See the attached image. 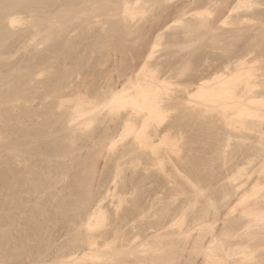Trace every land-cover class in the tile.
<instances>
[{
    "label": "rangeland",
    "instance_id": "1",
    "mask_svg": "<svg viewBox=\"0 0 264 264\" xmlns=\"http://www.w3.org/2000/svg\"><path fill=\"white\" fill-rule=\"evenodd\" d=\"M10 1H12L13 5ZM89 1L0 0V91L2 92H0V264H93V261L96 263L99 261L97 260L99 258L101 259V264H137L138 262H146L147 264H172L170 261L171 259H174L173 264H209L210 262L211 264H220L221 260L219 261L218 258L222 251H220L219 256L215 251L217 256L215 260L204 261L202 263L204 256L203 254H199V251H203L200 250L202 249L201 246L204 248L205 245V247L208 248L206 244L209 245L214 243L215 240L212 242L213 228L223 231L226 226L228 227L230 225V222L226 224V222L229 221L228 218H238L240 214L242 216L243 208H247L244 207L245 205L249 204L256 207L261 204V200L264 201V186L257 187L252 179H256L259 175L263 178L264 176L262 175H264V173L259 174L255 172L258 176L255 175V177L252 178L248 177L249 174L246 173V171L248 172V170L252 169L255 162V165L258 167L260 160L262 159V157H259V159H257L259 162L256 160H254V163L251 161L248 162L250 157H247L246 154L255 149L254 145L256 143H250L252 142L251 139H245L246 137L241 135H246L249 131L244 130L242 132V130L240 131L230 125L228 126L224 124L220 120L218 104L215 100L210 102L204 101L196 95L188 98L186 93V90L189 89L187 86L192 83V80L194 82V78L196 80L201 74H206L205 78L212 77L218 73L217 71L221 65V49L218 47L219 40H217V36H219L220 32V22H217V16L219 14H217V12L219 11V7L215 5L218 2L215 4L212 2L211 6L208 4L207 6H210V10L206 13L204 11V13L199 15L198 10L201 6L199 9H196L198 7L197 0H165L166 4L164 3V5L169 7V10L167 11H170V9L173 8L170 12H161V10L160 12L157 11L164 6L160 5L162 2L160 0L156 1H158V3L160 2L159 5L161 7L158 6V3L157 5H153L152 2H154V0H149L150 2L147 0L148 2L145 1L146 3L143 0V2H138L139 4L134 8L131 7L133 9L136 8L135 11L132 10L135 12V16L133 14H130L129 16V13L127 12V14L125 12L126 9H124L127 5L121 0H106V4H102L98 0H93L95 2L94 5ZM85 2L87 4L86 7L83 5ZM133 3L136 4L137 2ZM169 3L171 8L170 5H168ZM88 4L89 7H87ZM177 4L180 7L185 4L183 10L187 13L183 14L184 12L181 13L182 10H176L178 9ZM218 4L220 5V2ZM128 5L132 6L131 3ZM253 7L256 8L252 9H258L259 11L264 12V0H259ZM10 8L14 9L15 13L17 10L18 12L15 14ZM84 8H90L92 11L88 9V13H86L87 9L84 10ZM154 8H156V11L160 14L165 13L163 15L164 18H166L164 20L163 16H161V19H159L160 23L166 24L169 19L171 20L159 29L157 34H159L160 39L156 38V41L154 36V42H149L150 39H152L151 37H153L152 34H154V32H152V26L159 21V14L152 11ZM5 9L6 11H4ZM72 9L73 12L77 14H72V16L74 15L73 17L71 14L70 17H63L65 14L67 15V13H71L70 11H72ZM145 9L149 10L146 11ZM83 10L87 15L90 11L91 17L90 15H88L90 18L88 16L86 17ZM94 10L96 11L95 13H93ZM42 11L45 16L41 13ZM65 11H67V13H64ZM39 12L42 15H40ZM61 12L64 13L62 20L60 18L61 16H58ZM78 13L81 16H79ZM125 13L130 18H126ZM156 14H158L157 19L155 18ZM3 15L7 17L5 18ZM10 15L15 19L14 21H12ZM12 15L18 16V18L20 17V20H16L17 17L15 18ZM33 15H36L35 18ZM54 16L58 17L56 18ZM131 16H134V19L131 18ZM124 17L127 20H125ZM57 19L60 20L57 21ZM64 19L68 21L65 22L66 25L63 22ZM204 20L208 23L212 21V23H209V25H211L209 26ZM214 20H216L214 23L215 25L213 24ZM257 20L258 19L255 21L257 22ZM10 21L12 25L10 24ZM39 21L41 23L45 22V25L41 24ZM82 21L84 23H82ZM200 21L206 23V27H202L201 23L200 27ZM255 21H253L254 23L246 22L242 24L244 29H242V32L246 34L249 33V28L247 29L246 27L248 24L251 25L252 28H255ZM216 22L218 25H216ZM194 24L199 25L196 29L197 31H195V28L194 31L193 29L191 30L192 27L198 26ZM3 25L6 27L4 28ZM36 26L39 27L36 28ZM41 26L45 27V30L44 28L41 30ZM63 26L65 27L64 29ZM188 26L192 27L189 28ZM215 26L218 28H215ZM46 28L50 31L46 30ZM127 28L132 31L129 32ZM183 28L184 31L190 29V31H188L190 32L189 34L191 37L187 38L189 37V34H187L182 41L181 39L184 36L182 33ZM66 29L68 32L67 35V32L65 31ZM121 30L124 32L120 33L122 32ZM34 31L35 33H33ZM126 31L130 34L127 35L128 33H126ZM179 32L183 36L180 37L181 35H179L181 39L177 41L176 39H179V37H177ZM5 33L8 35H5ZM184 34L186 33L184 32ZM100 35H105V40ZM61 36L64 37V40ZM68 36L70 39H68ZM99 36L102 39H97ZM71 38L74 39L72 40ZM60 39L63 42L69 40V44L67 45H70L69 47L73 45L72 47H75V50L77 49L76 45H80V49L83 50L80 52V50L77 49L79 52H76L79 53H77L79 56L77 54L75 55L76 52L74 51V54L71 55V51L72 49L74 50V48H70V52H64L63 49L66 48H63V46L68 42L66 41V43L64 42L65 45H61V48L63 49L60 48L61 51L59 54V49L56 48L55 44H57V41L60 44H64L61 43L62 41H59ZM74 40H76L74 43L75 46L72 44ZM70 41H72V43H70ZM96 41L103 44L105 43V46L103 44L100 45V43L98 44V42L96 43ZM176 41L177 43H179V41L182 43L177 45L175 43ZM252 41L253 39L249 37L248 39L245 38L242 43L248 44ZM89 44L94 45L90 46ZM58 46L60 45L58 44ZM89 46L91 48H89ZM55 49L58 51L55 52ZM68 49L69 48H67V50ZM140 51H143V53L141 54ZM62 53H65V55H62ZM175 53L178 55L176 54V56ZM53 55L54 57H52ZM43 57L45 60H41ZM2 59L3 61H1ZM51 62L52 64H54L53 62L56 63L54 64L55 67H53ZM136 64L140 69L139 72L141 73L139 74L138 72V75L139 77L141 75L140 78L142 81L150 82L149 84H152L155 87L154 90L157 91L154 92L156 98H154L155 96L153 97V100L149 98L145 103L143 102L144 104H141L142 106L133 105L131 103L127 104L125 107L119 108V106H116L118 108H115V106L112 107L110 103V106L109 104H106L104 99L107 97L110 98L112 94V89L110 92V88H113L115 84L119 85L120 83H123L127 78V74L131 75L128 71H132V69L130 67H127V69L126 66L131 65V67H133ZM149 65L151 67L154 66L156 69L158 67V70H155L157 72H149V69H147ZM166 66L169 69L171 68V71L168 73L172 74V71H174L173 75L176 76H173V78L170 77L172 79L170 82L162 83L159 78L165 72H163V69H166ZM56 67L61 68L58 70ZM161 68L163 69L158 73ZM43 69L45 72H43ZM146 69L147 72L145 71ZM125 72H127V74H125ZM19 76H24V78L22 77V79L20 77V79L18 78ZM152 76H155L154 79ZM4 77L5 79H3ZM210 84H213V80ZM149 94L151 96L153 93ZM80 100H84V105L88 104L87 106H83L84 112L87 111V109L89 110L85 113L83 112L84 114L78 113L80 116L78 115L79 117L77 116L78 118H75L74 116L77 114L76 107ZM153 103L155 104L153 105ZM151 106L154 107L151 108ZM145 113L150 116V118L149 116L147 117L149 118V121L146 119ZM72 114H74L73 117L75 120L72 118ZM130 114H133L135 117H132ZM142 115L145 117H140ZM123 116L124 118L131 116L134 118V123L136 119L140 117L139 119L142 118L147 120L146 122L148 124L146 123L147 126H142L143 122L141 121L139 123L138 119V123L136 121L135 127L129 131L125 129V131L122 129L123 126H120L121 123H123V125L126 124V122L124 124V118H121ZM92 118L95 120L88 125V121ZM86 120L88 121L84 122ZM125 126H127V124ZM113 129L114 131H117L113 133ZM107 131L111 134L107 133ZM72 136L74 139L77 138L76 141L73 139V142H75L74 144L76 145H74L71 140ZM112 136L116 137V141H114L115 138ZM67 139H70L71 142L70 140L67 141ZM108 139V142L111 140L110 143H113V141L114 143H107ZM242 141L243 143L245 142V144H243ZM67 142L70 143V145L66 144ZM246 144H248V146ZM70 146H72V148L74 147V150H71ZM68 147H70V150H68ZM95 153L96 156L94 155ZM243 153L245 154V157L243 156ZM90 157H92L91 163H94L95 157V161L97 160L96 164H93V168H91V163L89 161L91 160ZM240 159H242V162L245 165L244 167L246 168V171L244 172L247 175H244L245 173L243 174L244 176L238 174L241 178L239 176L237 177H239V182L242 181V179H245V182H247L245 183V186H240L237 191H241L242 188L245 189V187L249 185V187H251L253 186V183L256 186H254V188L251 187L252 190L246 188L247 190L245 189V191L248 193L247 195L243 193V189L242 193L246 196L241 201L240 198H242L243 194L237 192L238 195L242 194L238 199L239 196L235 198L236 192H233L235 191L234 189L237 188V186H235L237 179L235 178V183L231 180L232 178L230 179L231 174H233L232 172L237 171L238 164L241 167L243 166V163L240 164L238 163L239 161L237 162V160ZM234 165L236 168H234ZM257 169L259 170V168ZM254 174L251 176H254ZM31 177L33 179H31ZM232 177H236V175H232ZM258 178L256 179V183L264 181V179L262 180L261 178L259 180ZM260 184L263 185L264 183L262 182L259 183V185ZM248 190L250 191L248 192ZM225 193H227V198H225ZM232 195L234 197L230 198ZM227 199L228 201L231 200L232 203L226 202ZM235 200L237 202L232 205ZM214 201L218 202L217 205L220 203L219 206L224 204V210L222 207L220 209L219 206H216V202ZM258 201L260 204H258ZM252 202L255 205H253ZM225 203L226 205L231 203L233 208H231V205H227L230 206V208L227 207ZM263 203L264 202H262V204ZM95 205H98L99 208ZM208 205L215 206L216 210L215 208L213 210L211 209L212 212L214 210H219L220 213H222V211H224V214L228 212L231 213L226 214L228 217L225 215L226 219L225 216L221 214L222 218L224 216L222 219L219 216L220 214H218L219 212H213V214L210 211L212 215L208 216L203 212L206 215H204V219H206L205 217H207V219L205 221L203 219V222H200L203 217L201 211L205 207L207 208ZM85 206L91 208L88 209V212H90L89 210H96L95 215L93 214L94 216H92L91 214L83 213L85 209L87 210ZM211 206L208 207L209 209H204L203 211H209ZM225 209H229L228 212ZM198 214L200 215L199 217ZM214 215H216V217L219 216L220 219L218 218V221L215 220L217 218H212ZM82 217L83 219H85L84 217H89L92 223L96 224L97 221L98 223L92 228L89 225V219L86 218L87 220H82ZM196 218L198 220L200 218L199 223L195 222ZM247 218L248 217H246V219L240 217V220L235 218L231 219L232 221L235 220L233 221L235 223L238 221L240 223H236L238 225L236 231H238L241 224L244 225L245 222H248L245 221ZM243 219H245L244 224L242 223L243 221H241ZM225 220L226 222L224 223ZM232 221L231 225L233 224ZM250 221L252 223V217ZM256 221L254 220V224L257 223ZM204 222H207V225L205 224L206 226H210L213 222V230L205 225H202L204 227H201L200 225L204 224ZM263 222L264 221H262V223ZM44 223H46V225ZM223 223L226 224V226L224 225V228L221 226ZM152 224H156L155 228L160 227L159 229L161 231L158 228L155 230ZM257 224L258 226H256ZM257 224L253 225L255 226V229L245 228L244 226L241 227L245 228V230H254L261 234V231H258L260 228L259 225L261 226V224H259V222ZM220 227L223 229L220 230ZM209 229L211 230L209 231ZM261 229L264 230L263 227L259 230ZM108 230H116L119 232L114 231V233L112 231L113 234L111 233V236ZM153 230L156 233L152 232ZM157 230L161 232V236L164 235L165 237V234H167V238H169V232L175 233L177 231L180 232L181 230L185 232L186 230V234L184 233L181 237L177 236H180L182 234L181 232L175 233L177 235L173 233L175 237L177 236L178 238H181V240H184L183 245L182 241L180 242L178 238H172L173 235L171 233H169L171 234V238H169L171 240L169 241H167V239L165 240L164 237L162 239L158 233V236L162 240L159 239L158 241L161 242H155L153 236H157ZM218 230L217 232H219ZM241 230L244 231L243 229ZM79 231L81 232L80 236L83 233L86 236H93L92 234H99L101 236L107 232L111 237H106L105 235L107 234H105V237L103 236L104 238L101 237L99 240L98 237L100 238V236L94 235V237L96 236L97 238H95L99 240L98 242L96 241V244L100 242V246L95 244L90 245L89 242H86V240H90L88 239L89 236L85 240L83 239L85 237L84 235H82V237L78 235ZM206 231L212 234L209 233L211 238H208L210 237L208 234V237L204 238L207 240L203 239L207 243H201L202 245H200L199 243L204 241L200 239L198 234L202 235L204 232L206 235ZM217 232L215 231L214 233L216 235H214L218 238L219 235H217ZM247 232L248 231L246 230V233ZM238 233H241V236L243 234V232L240 231H238L237 234ZM263 233L264 231H262V234ZM138 234H141V236ZM219 234L220 236L222 234L225 235L223 232ZM237 234L235 236H240V234ZM260 234L257 238L258 241L252 240L253 243L261 242L259 244H263L261 245L262 247L259 246L261 247L259 249L256 248L258 247L256 244V247L255 245L254 247L251 246V241V243L248 242L251 247L249 249V245L242 243V241L244 242L243 236L241 237L242 240L239 239V237H237L238 240H236V238L231 236L232 240L234 239V242L239 244V246L236 244V248H241L242 245L240 246L239 242L245 245L242 246L243 248L248 246L246 248L251 250L253 247L251 250L253 253L248 255L252 257H247L245 248H241V251L243 249L246 256L242 252L240 254H235L236 248H231L232 250H235L234 252L230 250V255L233 258L242 254V256H237L241 258H232V264H234L235 260L237 261L239 259H241L239 260V264H264V238L262 237L263 235ZM136 235L138 236L137 240L128 243L123 242L128 240L126 238L129 236V241L130 238L131 240L132 238L134 240ZM76 236L83 239V242H81V239L79 240ZM195 236L197 241L200 239V241L197 242L199 245L195 243ZM202 237H204V235ZM224 237L223 235L221 236L222 241ZM74 238H76V240L78 239V243L81 245L84 244V249L78 243H76V245L78 244L81 247L75 246ZM91 238L93 239V237ZM217 238L216 240L218 243L220 242L218 240L221 239ZM260 238H262V240ZM189 240L192 241L190 242ZM194 240L195 246L193 245ZM232 240L229 241L227 239V241L225 240L221 242L222 244L218 243L217 245L223 246L226 242H232V244L235 245ZM163 241H167L168 243L165 244ZM188 241L191 244L188 243ZM162 242L164 244H161ZM173 242L176 246H179L177 249L175 245V247L173 245L168 246L170 243L174 244ZM122 243H125V246H121ZM215 243L212 244L211 248L213 249L216 247L213 250H220L221 247L218 248ZM185 244L187 245L183 247ZM158 245L165 246L159 248ZM191 245L196 248L194 249ZM230 245L228 244L229 247ZM70 246L74 248L73 252H71L72 249H70ZM210 246L211 245H209L208 249L205 248V251H208L207 253H209ZM228 246L222 247L224 250L226 249V254L229 252V249L227 250ZM171 247L176 250V255L170 252L172 249ZM75 248H80L83 251L79 250L80 252H78L77 249L76 252ZM197 248H200L198 249L199 251H196ZM69 249L71 251H69ZM94 250L97 252L99 250L102 255L99 252L96 254ZM249 250H247V252ZM212 251L209 254H214V251ZM69 252H71L70 255H73L68 256L67 253L69 254ZM93 252L95 253L93 254L95 258L98 254L100 257L98 256L99 258L93 260ZM188 253H192V259L194 257L193 261L190 258L191 255ZM152 254L155 255L156 259H150L151 262L153 261L152 263L147 262L148 260L146 258L149 259L150 257L148 256H151ZM171 254H173V256ZM209 254H206L205 256ZM158 256L160 257L159 259ZM168 256L169 259L171 257L170 260L168 259ZM216 256L213 255L214 258ZM223 256L221 255L220 258ZM136 257L138 259L143 257V259H141L142 262H140L141 260H138L134 263V261L137 260ZM243 257L244 259H242ZM261 258L262 260H260ZM225 261L223 258L222 263ZM228 261L224 264H227ZM236 264H238V261Z\"/></svg>",
    "mask_w": 264,
    "mask_h": 264
},
{
    "label": "bare ground",
    "instance_id": "2",
    "mask_svg": "<svg viewBox=\"0 0 264 264\" xmlns=\"http://www.w3.org/2000/svg\"><path fill=\"white\" fill-rule=\"evenodd\" d=\"M38 1V0H37ZM82 1V0H81ZM89 1V0H88ZM93 1V0H92ZM91 0L89 1L90 3H93V5H94V1L92 2ZM99 2H101L102 4H106V0H104V3H103V0H98ZM97 1V2H98ZM121 1H123V2H125V4L127 5V6H125V8L124 9H126V13L130 16V14L132 15H134V11H135V9H133L137 4H139L140 3V1H142L143 2V0H133V1H131V0H121ZM145 1H147V0H144V2ZM149 1V0H148ZM147 1V2H148ZM151 1H153V0H151ZM160 1H162L161 2V4L160 5H164V3H165V0H160ZM259 0H197V5H198V7L196 8V9H199V7H200V9L198 10V14L200 15V14H202V13H204V11H205V13L206 12H208L209 10H210V6H211V3L212 2H214V4L216 3V2H220V5L217 3V4H215V5H217L218 7H219V11L217 12V14H218V16H217V18H218V20H217V22L219 23L220 22V26H219V29H220V32H219V36H217L218 37V39L217 40H219V45H218V47L221 49V56H220V58H221V65L219 66V69H218V73H216L214 76H212V77H209V78H205V76H206V74L204 75V74H201V75H199L197 78H196V80H195V78H194V82H193V80L191 81L192 83H190L187 87L189 88L188 90H186L187 92V95H188V98H190L191 96H193V95H196V96H198V97H200L202 100H204V101H212V100H215L216 101V103L218 104V109H219V117H220V120L224 123V124H226V125H230V126H232V127H234L235 129H238V130H242V132L244 131V130H247V131H249L246 135L245 134H242L241 136H243V137H246L245 139H251L252 140V142H250V143H253L254 142V144L256 143H258L257 144V146H256V144L254 145V147H255V149L253 150V151H251V152H248L247 154H246V152L244 151V153L246 154V156L247 157H250V159H249V161L248 162H252V163H254L255 161L254 160H256V161H258L259 162V160H257V159H259V157L261 158L262 157V159H263V162H262V159L260 160V163H259V165H258V167L255 165L256 164V162H255V164H253L254 166L252 167V169L251 170H248V172L246 171V168L244 167L245 165H244V163L242 162V159H240V160H237V162L238 163H243V166L241 167V166H239V164H238V167H237V171L236 172H232L233 174H231V177H230V179L235 183V178L237 179V183H235V186H237V188L236 189H234L235 191H233V192H236L235 193V198H237L238 196V199L241 197V195L243 194V193H245L246 195L248 194V193H246V191H245V189L247 188V189H249L250 188V190H252V188H254V186L256 185L257 187H260V186H264V184L262 185V184H260L259 185V183H264V181H260L259 183H256L257 182V178L260 180L262 177H261V175H259L258 176V174L257 173H264V12H261V11H259L258 9L257 10H255V9H252V8H256V7H253L254 5H256L257 4V2H258ZM260 1H262V0H260ZM11 2V4H12V1H10ZM44 2V1H43ZM63 2V1H62ZM133 2H137L136 4H134ZM139 2V3H138ZM150 2V1H149ZM156 2V3H155ZM254 2H255V4H254ZM1 3V2H0ZM3 3V2H2ZM17 3V2H16ZM37 3H39V2H37ZM73 3V2H72ZM80 3V2H79ZM89 3V4H90ZM131 3V5L132 6H129L128 4H130ZM146 3V2H145ZM153 3V5L154 4H156L157 5V3H158V1H156V0H154V2H152ZM152 3H151V5H152ZM160 3V2H159ZM159 3H158V6H160L159 5ZM171 3V2H170ZM170 3L168 4V5H170ZM179 3V2H178ZM186 3V2H185ZM77 4H78V2H77ZM77 4H75V5H77ZM83 4V3H82ZM82 4H79V5H82ZM89 4H88V6L87 7H89ZM97 4V3H96ZM118 4V3H117ZM166 4V3H165ZM182 4V3H181ZM189 4V3H188ZM208 4H210V6L208 7L207 5ZM259 4H260V2H259ZM261 4H262V2H261ZM2 5V4H1ZM9 5V4H8ZM13 5V4H12ZM36 5H38V4H36ZM41 5V4H40ZM73 5V4H72ZM78 5V6H79ZM83 5H85L84 7H86V2L83 4ZM156 5H155V7H156ZM4 6V5H3ZM6 6V5H5ZM11 6V5H10ZM18 6V5H17ZM46 6V5H45ZM48 6V5H47ZM64 6H65V4H64ZM90 6H91V4H90ZM98 6V5H97ZM157 6V7H158ZM187 6V5H186ZM14 7V6H13ZM28 7V6H27ZM44 7V6H43ZM99 7H101V6H99ZM127 7V8H126ZM131 7H133V8H131ZM161 7V6H160ZM176 7V6H175ZM174 7V8H175ZM180 6H178V4H177V8L178 9H176V10H182V12L181 11H179V12H181V13H183V14H185V13H187V12H185L184 10H183V7L185 8V4H183L182 5V7H180ZM195 7V6H194ZM16 8H18V7H16ZM22 8V7H21ZM34 8V7H33ZM36 8V7H35ZM38 8V7H37ZM41 8V7H40ZM54 8V7H53ZM52 8V9H53ZM60 8V7H59ZM58 8V9H59ZM74 8V7H73ZM77 8V7H76ZM75 8V9H76ZM81 8V7H80ZM92 8V7H91ZM159 8V7H158ZM170 8H171V5H170ZM182 8V9H181ZM1 9V8H0ZM9 9V8H8ZM8 9H7V11H8ZM43 9V8H42ZM51 9V10H52ZM61 9V8H60ZM64 9V8H63ZM83 9V8H82ZM81 9V10H82ZM87 9V10H86ZM84 8V10H86L87 12L86 13H88V9H90V8ZM112 9V8H111ZM155 9V10H154ZM152 11L155 13V12H157V11H159L160 12V10H161V12H170L171 10H173V8L172 9H170V11H167V10H169V7L168 6H166V5H164L163 7H161V8H159V10H157L156 8H154ZM204 9V10H203ZM10 10H13L14 11V9H12V8H10ZM9 10V11H10ZM16 10V9H15ZM28 10V9H27ZM77 10V9H76ZM83 10V13L85 14V11ZM91 10V9H90ZM96 10V9H95ZM94 10V12L93 13H95L96 11ZM130 10V11H129ZM132 10H134V11H132ZM146 10V9H145ZM149 9H147L146 11H148ZM157 10V11H156ZM175 10V9H174ZM186 10V9H185ZM193 10H194V8H193ZM4 11H6V9L4 10ZM36 11V10H35ZM41 11V10H40ZM61 11V10H60ZM64 11V10H63ZM92 11V10H91ZM3 12V11H2ZM12 12V11H11ZM11 12H10V14H11ZM18 12V10L16 11V13ZM23 12V11H22ZM37 12H38V9H37ZM45 12V11H44ZM47 12H49V11H47ZM52 12V11H51ZM71 13H67V11H65L64 13H67V15L65 14L64 16H63V14L64 13H60L58 16H61L60 18H61V20H62V16L63 17H65V18H67V16H69L70 17V14H71V16H72V14H77V13H75V12H73V9H72V11H70ZM108 12H110V11H108ZM112 12V11H111ZM159 12H157L158 14H156L155 16V18L157 19V15H158V20L159 19H161L160 17L161 16H163V18H164V15L163 14H165V13H163V14H160ZM176 12V11H175ZM4 13V12H3ZM8 13V12H7ZM14 13H15V11H14ZM14 13H12V14H14ZM15 13V14H16ZM20 13H21V11H20ZM20 13H19V16H20ZM24 13H26V12H24ZM40 13V12H39ZM44 16H45V14L43 13V11L41 12ZM40 13V15H42ZM46 13V12H45ZM92 13V14H93ZM99 13V12H98ZM125 13V14H126ZM180 13V14H181ZM36 14H38V13H36ZM49 14V13H48ZM51 14V13H50ZM124 14V15H125ZM127 14H126V18L128 17V18H130L129 16H127ZM196 14H197V12H196ZM197 14V15H198ZM210 14H211V12H210ZM216 14V15H217ZM5 15H6V13H5ZM73 15V16H74ZM78 15H79V13H78ZM86 15V17L88 16V15H90V17H91V12L89 11V14L87 15V14H85ZM84 15V16H85ZM152 15V14H151ZM1 16H2V13H1ZM4 16V15H3ZM12 16H14V15H12ZM34 16V15H33ZM36 16V15H35ZM35 16H34V18H35ZM58 16H54V17H58ZM72 16V17H73ZM79 16H81V15H79ZM135 16V15H134ZM134 16H131V18H133L134 19ZM154 16V15H153ZM168 16H170V15H168ZM178 16V15H177ZM203 16V15H202ZM201 16V17H202ZM5 18L7 17V16H4ZM10 17H11V15H10ZM10 17H8V18H10ZM15 18L17 17V19L16 20H20V17L18 18V16H14ZM39 17V16H38ZM82 17H83V14H82ZM89 17V16H88ZM89 17V18H90ZM152 17V16H151ZM40 18V17H39ZM44 18V17H43ZM77 18H79V17H77ZM76 18V19H77ZM81 18V17H80ZM125 17H124V19L125 20H127ZM154 18V17H153ZM152 18V19H153ZM166 18V17H165ZM165 18H164V20H165ZM168 18V17H167ZM11 19H12V21H14L15 19H13L12 17H11ZM36 19H38V18H36ZM41 19V18H40ZM40 19H38V20H40ZM47 19V18H46ZM52 19V18H51ZM83 19H84V17H83ZM82 19V20H83ZM155 19V20H156ZM256 19H258L257 20V22L255 21ZM10 20V19H9ZM33 20V19H32ZM37 20V21H38ZM42 20V19H41ZM48 20V19H47ZM47 20H46V22H47ZM60 19H57V21H59ZM80 20V19H79ZM86 20V19H85ZM169 20H171V19H169ZM168 20V21H169ZM191 20V19H190ZM194 20V19H193ZM34 21H35V19H34ZM33 21V22H34ZM44 21H45V19H44ZM51 21V20H50ZM81 21V20H80ZM132 21V20H131ZM153 21V20H152ZM168 21L166 22V24L168 23ZM205 22H206V20H204ZM215 21L216 20H214L213 21V24L215 23ZM253 21H255L256 23L254 24L255 25V28L253 27L252 28V26L251 25H247L246 27H247V29L249 28V33H243L242 32V29H243V27H242V24H244V23H252ZM2 22V21H1ZM4 22V21H3ZM15 22H18V21H15ZM40 22V21H39ZM61 22V21H60ZM63 22L65 23V22H68V21H66L65 19L63 20ZM155 22V21H154ZM158 22V23H157ZM156 22V24H154L153 26H152V32H154V34H152L153 35V37H151L152 39H150V41L149 42H154V40L157 38V39H160V37H159V34H157L158 32H159V29L161 28V27H163L164 25H166V24H163V23H160V20L159 21H157ZM170 22V21H169ZM211 23H212V21H210ZM209 22V23H210ZM216 22V25H218V23ZM13 23V22H12ZM36 23V22H35ZM41 23V22H40ZM45 22H43V23H41V24H44ZM57 23V22H56ZM56 23H54V24H56ZM63 23V24H64ZM82 23H84L83 21H82ZM81 23V24H82ZM88 23V22H87ZM116 23V22H115ZM129 23H130V21H129ZM146 23V22H145ZM149 23V22H148ZM160 23V24H159ZM164 23H165V21H164ZM200 23H201V25H202V27H206V23H208V22H206V23H204L203 21H200L199 22V25H200ZM209 23H208V25H209ZM254 23V22H253ZM10 24H11V21H10ZM9 24V25H10ZM34 24V23H33ZM36 24H38V23H36ZM49 24V23H48ZM62 24V23H61ZM60 24V25H61ZM86 24V23H85ZM127 24V23H126ZM205 24V25H204ZM213 24H212V27H213ZM12 25V24H11ZM10 25V26H11ZM39 25V24H38ZM45 25V24H44ZM50 25H52V24H50ZM57 25H58V23H57ZM65 25H66V23H65ZM64 25V26H65ZM83 25V24H82ZM129 25V24H128ZM139 25V24H138ZM190 25H192V24H190ZM194 25H198V24H194ZM199 25L197 26V27H190V26H188L189 28H191V30L193 29V31H194V28H195V31H197L196 29L199 27ZM201 25H200V27H201ZM211 25V24H210ZM209 25V26H210ZM215 25V24H214ZM4 26V25H3ZM8 26V25H7ZM34 26H35V24H34ZM43 26V25H42ZM41 26V30L44 28V30H45V27H42ZM63 26V29L65 28ZM68 26V25H67ZM67 26H66V28H67ZM86 26V25H85ZM135 26V25H134ZM140 26V25H139ZM146 26V25H145ZM6 26H4V28H5ZM39 27V26H38ZM37 26H36V28H38ZM52 27V26H51ZM55 27V26H54ZM78 27H79V25H78ZM208 27V26H207ZM211 27V28H212ZM217 26H215V28H216ZM48 28H50V27H48ZM86 28V27H85ZM134 28V27H133ZM210 28V29H211ZM218 28V27H217ZM252 28V29H251ZM125 29V28H124ZM123 29V30H124ZM128 29V28H127ZM251 29V30H250ZM2 30H4V29H2ZM46 30H49V29H47L46 28ZM56 30H57V27H56ZM77 30V29H76ZM126 30V29H125ZM124 30V31H125ZM129 30V32L130 31H132L131 29H128ZM139 30V29H138ZM151 30V29H150ZM190 29H186V31L188 32H186V31H184V28H183V31H182V33H183V35H181V33L179 34L178 33V36L177 37H179V35H181L180 37H182V39L179 37V39L177 38L176 40L178 41V40H182L183 41V39L185 38V36L187 35V34H189L190 32ZM244 30V29H243ZM26 31V30H25ZM50 31V30H49ZM66 32H67V29L65 30ZM72 31V30H71ZM80 31V30H79ZM84 31V30H83ZM106 31V30H105ZM120 31V30H119ZM122 31V30H121ZM124 31H122V32H120V33H123ZM137 31V30H136ZM0 32H1V30H0ZM5 32H6V30H5ZM24 32V31H23ZM39 32V31H38ZM37 32V33H38ZM43 32V31H42ZM41 32V33H42ZM85 32V31H84ZM139 32V31H138ZM184 32L186 33V34H184ZM4 33V32H3ZM2 33V34H3ZM10 33V32H9ZM33 33H35V31L33 32ZM40 33V32H39ZM49 33V32H48ZM47 33V34H48ZM52 33V32H51ZM63 33H65V32H63ZM126 33H128L127 31H126ZM125 33V34H126ZM135 33V32H134ZM137 33V32H136ZM1 34V33H0ZM26 34V33H25ZM44 34V33H43ZM68 34V32L66 33V35ZM81 34V33H80ZM124 34V35H125ZM130 33H128L127 35H129ZM162 34V33H161ZM176 34V33H175ZM4 35V34H3ZM5 35H8L7 33H5ZM24 35V34H23ZM22 35V36H23ZM38 35V34H37ZM127 35H125V36H127ZM29 36H31V35H29ZM33 36V35H32ZM41 36V35H40ZM64 36V35H63ZM79 36V35H78ZM81 36V35H80ZM104 40H105V35H100ZM99 36V38H97V39H102L101 37ZM135 36V35H134ZM148 36V35H147ZM154 36H155V39H154ZM170 36V35H169ZM189 37H187V38H190L191 36H190V34L188 35ZM62 37V36H61ZM66 37V36H65ZM69 37V36H68ZM67 37V38H68ZM72 37V36H71ZM82 37V36H81ZM80 37V38H81ZM159 37V38H158ZM173 37V36H172ZM251 38V39H253V41L252 42H250V43H248V44H245V43H242L243 41H244V39L246 38V39H248V38ZM4 38H6V37H4ZM32 38V37H31ZM30 38V39H31ZM38 38H40V37H38ZM37 38V39H38ZM51 38H53V37H51ZM63 38V40H64V37H62ZM61 38V39H62ZM75 38H76V36H75ZM83 38V37H82ZM20 39V38H19ZM36 39V40H37ZM59 40V41H62V40ZM68 39H70V37L68 38ZM72 39V38H71ZM74 39V38H73ZM72 39V40H73ZM145 39V38H144ZM157 39H156V41H157ZM161 39H162V37H161ZM172 39V38H171ZM16 40V39H15ZM15 40H12V41H15ZM39 40V39H38ZM66 40V39H65ZM104 40H102V41H104ZM107 40H108V37H107ZM110 40V39H109ZM243 40V41H242ZM56 41V40H55ZM66 41H68L67 43H66ZM66 41H64L65 43H66V45H65V43L62 41L61 43H64V44H60V43H58V41L56 42L57 44H55V46H56V48L57 49H59V51L58 50H54L55 52H59V54H60V48H61V45L63 46V45H65V46H63V48L65 47L66 49H63V48H61V49H63V51L65 52V51H69L70 50V48H74V50L72 49V54L71 55H73L74 54V52H76V51H78L77 49H79L80 50V52H81V50H83V49H80L81 47H80V45L79 46H77L76 45V50H75V47H69L70 45H67V44H69V40H66ZM75 41L76 40H74L73 41V43H72V41H70V43H72V44H74L75 43ZM81 41H82V39H81ZM177 41L175 42L177 45L179 44H181L182 42H180L179 41V43H177ZM185 41H186V39H185ZM98 41H96V43H97ZM113 42H115V41H113ZM92 43V42H91ZM100 42H98V44H99ZM15 44V43H14ZM58 44L60 45V46H58ZM79 44V43H78ZM82 44H84V43H82ZM101 44H103V43H100V45ZM105 44V43H104ZM103 44V45H104ZM142 44V43H141ZM13 45V44H12ZM54 45V44H53ZM90 46L91 45H94V44H89ZM9 46H10V44H9ZM52 46V45H51ZM59 48H58V47ZM74 46H75V44H74ZM89 46V48H91ZM105 46V45H104ZM244 46V47H243ZM97 47V46H96ZM46 48V47H45ZM52 48V47H51ZM53 48H55V47H53ZM67 48H69L68 50H67ZM83 48V47H82ZM88 48V49H89ZM96 49V48H95ZM11 50V49H10ZM42 51V50H41ZM51 51H52V49H51ZM69 51V52H70ZM74 51V52H73ZM114 51V50H113ZM3 52V51H2ZM1 52V53H2ZM79 52V51H78ZM78 52H76L75 53V55L78 53ZM39 53H40V51H39ZM42 53V52H41ZM67 53V52H66ZM140 53L142 54L143 53V51H140ZM2 54H4V53H2ZM45 54V53H44ZM65 55V53H62V55ZM68 54V53H67ZM79 54V53H78ZM77 54V55H78ZM171 54V53H170ZM177 53H175V55H176ZM69 55V54H68ZM178 55V54H177ZM176 55V56H177ZM35 56V55H34ZM79 56V55H78ZM49 57V56H48ZM52 57H54V55L52 56ZM60 57V56H59ZM38 58V57H37ZM8 59V58H7ZM29 59V58H28ZM34 59V58H33ZM44 59V57L43 58H41V60H43ZM59 59V58H58ZM64 59V58H63ZM78 59H79V57H78ZM40 60V59H39ZM45 60V59H44ZM49 60V59H48ZM60 60V59H59ZM76 60V59H75ZM178 60H179V58H178ZM1 61H3V59L1 60ZM16 61V60H15ZM35 61V60H34ZM56 61V60H55ZM78 61V60H77ZM9 62V61H8ZM57 62V61H56ZM63 62V61H62ZM54 64H56L55 62H53ZM64 63H67V62H64ZM75 63V62H74ZM158 63V62H157ZM171 63V62H170ZM45 64V63H44ZM51 64H52V62H51ZM54 64H52L53 65V67H55L54 66ZM154 64H156V63H154ZM37 65V64H36ZM78 65V64H77ZM158 65V64H157ZM171 65H172V63H171ZM40 66V65H39ZM43 66V65H42ZM51 66V65H50ZM58 66H60V65H58ZM150 66V65H149ZM147 67V69H149V72H151V73H155V72H157V71H155V70H158V67H157V69L156 68H154V66H150V67ZM169 66V65H168ZM29 67V66H28ZM63 67V66H62ZM68 67H70V66H68ZM127 67H130L131 69H132V71H128V73H131V75L129 74H127V72H125V74H127V78H126V80L123 82V83H120V82H118V83H120L119 85H117V84H115L114 86H113V88H110V92H111V89H112V94H111V97L109 98V97H105L106 99H104L105 101L104 102H106V104H111V106L113 107V106H115V108H118V107H116V106H119V108H121V107H125V106H127V104H135V105H141L143 102L145 103V101H147V100H149V98L151 99V100H153V97L154 98H156V94H154V92H157V91H155L154 89H155V87L151 84H149L148 82H144V81H142V79L140 78L141 77V75H140V77H139V75H138V72L140 71V69H139V67L137 66V64L136 65H134L133 67H131V65L129 66H126V68ZM50 68V67H49ZM49 68H47V69H49ZM58 67H56V69H57ZM61 68V67H60ZM60 68H58V70L60 69ZM142 68H144V67H142ZM146 68V67H145ZM159 68H160V66H159ZM5 69V68H4ZM116 69V68H115ZM128 69V68H127ZM126 69V70H127ZM147 69L145 70L146 72H147ZM163 68H161L159 71H158V73L162 70ZM36 70V69H35ZM72 70H73V67H72ZM174 70V69H173ZM2 71V70H1ZM32 71V70H31ZM48 71V70H47ZM143 71H144V69H143ZM142 71V72H143ZM155 71V72H154ZM165 71V72H164ZM171 71V68L169 69L167 66H166V69H163V74H162V76L159 78L160 79V81L162 82V83H168V82H170L172 79L171 78H173V76H176V75H173L174 74V71H172L171 73L172 74H169L168 72H170ZM8 72V71H7ZM18 72H19V70H18ZM43 72H45V70L43 69ZM136 72V73H135ZM148 72V73H149ZM29 73V72H28ZM31 73V72H30ZM37 73V72H36ZM40 73V72H39ZM42 73V72H41ZM55 73H57V72H55ZM66 73V72H65ZM115 73V72H114ZM133 73V74H132ZM141 72H139V74H140ZM157 73V74H158ZM112 74V73H111ZM124 74V73H123ZM150 74V73H149ZM156 74V75H157ZM31 75V74H30ZM114 75V74H113ZM122 75V74H121ZM121 75H120V77H121ZM152 75V74H151ZM154 75V74H153ZM155 75V76H156ZM9 76H12V75H9ZM14 76V75H13ZM41 76V75H40ZM110 76V75H109ZM117 76V75H116ZM122 76H124V75H122ZM155 76H152L153 77V79H154V77ZM21 76H19L18 78H20ZM23 78H24V76H22ZM21 77V78H22ZM32 77V76H31ZM143 77V76H142ZM152 77H150V78H152ZM171 77V78H170ZM12 78V77H11ZM20 78V79H21ZM22 78V79H23ZM53 78V77H52ZM3 79H5V77L3 78ZM8 79V78H7ZM19 79V80H20ZM46 79V78H45ZM108 79V78H107ZM119 79V78H118ZM216 79V80H215ZM25 80V79H24ZM71 80V79H70ZM213 80V84H210V82ZM217 80H218V82H217ZM22 81V80H21ZM216 81V82H215ZM6 82V81H5ZM4 82V83H5ZM32 82V81H31ZM215 82V83H214ZM130 83V84H129ZM8 84V83H7ZM15 84V83H14ZM72 84H73V82H72ZM132 84V85H131ZM155 84H156V82H155ZM192 84V85H191ZM5 85V84H4ZM158 86V85H157ZM156 86V87H157ZM191 88H190V87ZM7 87V86H6ZM111 87V86H110ZM154 87V88H153ZM186 87V88H187ZM158 88V87H157ZM3 90V89H2ZM16 91V90H15ZM108 91V90H107ZM1 92V91H0ZM10 92V91H9ZM13 92V91H12ZM2 93V92H1ZM0 93V94H1ZM149 93H153L151 96H150V94ZM12 94V93H11ZM32 94V93H31ZM109 95H110V93H109ZM108 95V96H109ZM82 98V97H81ZM108 98H109V100H108ZM84 99V98H83ZM86 100V99H85ZM155 100V99H154ZM82 101V102H81ZM83 101L84 100H80V102L77 104V107H76V109H77V114L74 116V114H72V118L75 120V118H78L80 115L79 114H81V113H83L84 112V107L83 106H87V105H84L83 104ZM91 101V100H90ZM157 101V100H156ZM86 102H88V101H86ZM86 102H84V103H86ZM108 102V103H107ZM153 102V101H152ZM143 103V104H144ZM90 104V103H89ZM110 104H109V106H110ZM155 103H153V105H154ZM108 106V105H107ZM142 106V105H141ZM90 107V106H89ZM135 107V106H134ZM152 107H154V106H151V108ZM157 107V106H156ZM85 108H87V107H85ZM74 109V108H73ZM86 110V109H85ZM89 109H87V111H88ZM87 111H85V112H87ZM72 112V111H71ZM75 112V113H76ZM84 112V113H85ZM73 113V112H72ZM79 113V114H78ZM83 113V114H84ZM71 115V114H70ZM79 115V116H78ZM132 117H135L133 114H130ZM145 115H146V119L149 121V118H150V116L149 115H147L146 113H145ZM57 116V115H56ZM75 118H74V117ZM78 116V117H77ZM131 116H127L126 118H124V116L123 117H121L122 119L124 118V124H125V122H126V124H127V126H125V125H123V123H118V124H120V126L122 127V129H126L127 131H129L130 129H132L133 127H135V124H136V121H137V123H138V119L140 118V117H145V116H140L138 119H136V121H135V123H134V118H132ZM149 116V118H147ZM60 118V117H59ZM58 119V118H57ZM71 119V118H70ZM126 119V120H125ZM142 119V118H141ZM139 119V123L142 121L143 122V124H142V126L143 125H145V126H147V120H145V119ZM45 120V119H44ZM95 119L94 118H92V119H90L89 121L88 120H86V121H84V122H87L88 121V125H90L93 121H94ZM57 121V120H56ZM61 121V120H60ZM73 121V120H72ZM144 121H145V123H144ZM147 123V124H146ZM87 124V123H86ZM140 124V125H141ZM139 125V126H140ZM241 127H240V126ZM125 126V127H124ZM141 126V127H142ZM145 126H144V128H145ZM39 127V126H38ZM117 128V127H116ZM116 128H114V129H116ZM144 128H142V129H144ZM114 129H113V133L115 132V131H117V130H115L114 131ZM107 130V129H106ZM111 130V129H110ZM124 130H123V132H124ZM125 130V131H126ZM112 132V131H111ZM137 132H139V131H137ZM143 132V131H142ZM228 132V131H227ZM107 133H109V131H107ZM106 134V133H105ZM109 134H111V133H109ZM16 135H17V133H16ZM143 135V134H142ZM75 136V135H74ZM144 136H145V134H144ZM113 138H115V140L114 141H116V137H114V136H112ZM143 137V136H142ZM68 138H70V137H68ZM145 138H146V136H145ZM74 137L72 136V138H71V140H72V142L75 140L76 141V139H74ZM107 139V138H106ZM16 140V139H15ZM68 140H70V139H67V141ZM71 140H70V142H71ZM63 141V140H62ZM109 141V139L107 140V143H110L111 142V140H110V142H108ZM112 141H113V139H112ZM114 141H113V143H114ZM104 142H106V141H104ZM75 142H73V144H74ZM113 143H110V144H113ZM242 143H243V141H242ZM248 143V142H247ZM249 143V144H250ZM66 144H69L70 145V143H66ZM65 144V145H66ZM72 144V143H71ZM243 144H245V142L243 143ZM74 145H76V144H74ZM74 145H72V146H74ZM230 145V144H229ZM241 145V144H240ZM247 146H248V144H246ZM67 146V145H66ZM72 146H70L71 147V150H74L73 148L75 147H73L72 148ZM242 146V145H241ZM240 146V147H241ZM244 146V145H243ZM259 146V147H258ZM40 147V146H39ZM70 147H68V150H70L69 148ZM239 147V148H240ZM243 149V148H242ZM249 149V148H248ZM251 149V148H250ZM42 150V149H41ZM242 152V151H241ZM243 153V156L245 155ZM95 156H96V153L94 154ZM92 157H94V156H92ZM92 157H90V159L91 160H89L90 161V163H91V161H92ZM239 157V156H238ZM241 157V156H240ZM245 157V156H244ZM96 158V157H95ZM95 158H94V163L92 162L91 163V168H93L92 166H93V164L95 165L96 164V162H97V160L95 161ZM84 159V158H83ZM87 160V159H86ZM236 162V161H235ZM89 163V162H88ZM263 163V164H262ZM85 164V163H84ZM235 164V163H234ZM261 164V165H260ZM89 166V165H88ZM87 166V167H88ZM237 166V165H236ZM256 166V167H255ZM90 167V166H89ZM247 167V166H246ZM234 168H236L235 167V165H234ZM245 168V169H244ZM257 168H259V170L257 169ZM68 169V168H67ZM93 170V169H92ZM233 170H235V169H233ZM232 170V171H233ZM90 171H91V169H90ZM244 171H246V173L247 174H249L248 175V177H250V178H252V177H255V175H257L258 177L255 179V178H252L253 179V182L255 183V185H254V183H253V186H251V187H249V186H247V187H245V189L244 188H242V190L244 189V191H243V193H242V190L241 191H237V190H239L238 188H240V186H242L243 187V185L245 186V183L247 182H245V179H242V181H240L239 182V177H240V175H238V174H241V176H244V175H247ZM44 172V171H43ZM255 172H257V173H255ZM55 173V172H54ZM234 173H237V174H234ZM245 173V174H244ZM255 173V174H254ZM244 174V175H243ZM252 174H254V176H251ZM31 175H33V174H31ZM51 175V174H50ZM232 175L233 176H235L236 175V177H232ZM51 176H53V175H51ZM237 176H239V177H237ZM262 176H264V175H262ZM89 177V176H88ZM241 178V177H240ZM31 179H33L32 177H31ZM38 179V178H37ZM264 179V177L262 178V180ZM243 180H244V184H243ZM256 180V181H255ZM258 180V181H259ZM38 181V180H37ZM35 182V181H34ZM239 182V183H238ZM251 183V182H250ZM36 184V183H35ZM55 184V183H54ZM258 184V185H257ZM35 186V185H34ZM255 186V187H256ZM43 187V186H42ZM50 189V188H49ZM246 189V190H247ZM250 190H248V192L250 191ZM47 191V190H46ZM237 192L238 193H242V194H240V195H238L237 194ZM227 193H225V198H227L228 196L226 195ZM230 194V193H229ZM228 194V195H229ZM245 194H243L242 195V198H240V201L243 199V198H245ZM233 195H234V193H233ZM231 196L230 198H232V197H234V196ZM237 195V196H236ZM103 197H105V196H103ZM223 197V196H222ZM234 198V199H235ZM51 199V198H50ZM101 199H102V197H101ZM238 199H236V200H238ZM218 200V199H217ZM216 200V201H217ZM230 200V199H229ZM234 201L233 202V204L232 205H234V203L235 202H237V201ZM216 201H214V202H216ZM262 201V200H261ZM260 201V203H259V201H258V204H260V205H257L256 207H254V206H252V205H249V204H247V205H245L244 207H247V208H243V212H242V216H241V214H240V216H238V218L237 217H231L230 219L228 218V220L229 221H227L226 222V220L224 221V223L226 222V224L227 223H229L230 222V225L227 227L226 226V224H224L223 223V225H221L223 228H221L220 230H222L223 229V231H219L218 229H215V228H213L212 229V224H213V222L211 223V225L209 226H206L207 225V222L205 223L204 222V224H201L200 226L201 227H204V226H202V225H205L206 227H210L213 231H212V233H213V235L210 233V232H207L206 231V235H205V233L203 234L202 233V235L201 234H198V236L200 237V239H202V241H204V240H207V239H204V238H207L208 237V234L210 233L211 235H212V242L214 241V243H215V245H217L218 243H221V242H223V241H227V239L229 240V241H231L232 240V238H231V236L233 237V238H236V240H238L237 239V237H239V239H241L242 240V236H243V238H244V242L242 241V243H246L245 245H249V249L251 248L250 247V243L252 242V240H257V238L259 237V234L260 233H257V231H254V230H251V231H249L248 229H246L248 232L246 233V230H245V228L247 227V228H251V229H255V226H253V225H256L258 222H259V224H261L262 223V221H264V203L262 204V202H264V201H262L261 202ZM226 202H231V200L230 201H228V199H227V201ZM239 202V201H238ZM257 202V201H256ZM17 203V202H16ZM211 203V202H210ZM210 203H208V204H210ZM217 203L218 202H216V204L215 203H213V204H215L216 206H219L220 205V203H219V205H217ZM232 203V202H231ZM231 203H229V204H227V205H231ZM253 203V202H252ZM89 204V203H88ZM222 204V203H221ZM90 205V204H89ZM224 205V204H223ZM219 206L220 207V209H221V207H222V209L224 208V206ZM225 205H226V203H225ZM226 205V206H227ZM231 205V206H232ZM253 205H255L254 203H253ZM18 206V205H17ZM80 206V205H79ZM95 206H97L98 207V205H95ZM211 206V205H210ZM209 205H208V207H210ZM96 207V208H97ZM204 208V209H209V208ZM213 206H211V208H210V210L208 211L207 210V212L206 211H201L202 213L203 212H205L206 214H207V216L208 215H212V213L213 212H219V210H217V211H215L216 210V208H215V206L212 208ZM227 207H229L230 208V206H227ZM85 208H87V210L85 209V211H87V212H83V213H85V214H91L92 216H94L95 215V212H96V210H93V211H91V210H89L90 212H88V209H91L89 206H85ZM99 208V207H98ZM215 208V210L212 212L211 211V209L213 210ZM226 208V207H225ZM231 208H233V206L231 207ZM82 209H84V208H82ZM217 209H219V208H217ZM98 210V209H97ZM224 210V209H223ZM225 210H227V209H225ZM229 210V209H228ZM228 210H227V212H228ZM231 210V209H230ZM212 213H211V212ZM222 211V210H221ZM65 212V211H64ZM92 212V213H91ZM200 212V213H201ZM208 212H209V214H208ZM43 213V212H42ZM61 213H62V211H61ZM202 213H201V215H202ZM205 213H203V217H202V219H201V221H200V218H199V220L196 218V220H198V221H196L195 219V222L197 223H199V221L200 222H203V219H204V215H205ZM211 213V214H210ZM228 213H231V212H228ZM228 213H225L224 214V211H222V213H218V214H220L219 216L221 217V214H223L224 216L226 215V214H228ZM36 214H38V213H36ZM41 214V213H40ZM39 214V215H40ZM66 214V213H65ZM79 214V213H78ZM94 214V215H93ZM214 214V213H213ZM217 215V214H216ZM216 215H214V216H212V218H217V219H215V220H217L218 221V218H219V216L218 217H216ZM230 215V214H229ZM17 216V215H16ZM84 216H87V215H84ZM200 215L198 214V217H199ZM206 216V215H205ZM224 216H223V218H224ZM227 217H228V215H226ZM226 216H225V219H226ZM248 217L247 218V220H245L246 219V217ZM15 217V216H14ZM80 217V216H79ZM89 217L91 218V216L89 215ZM89 217L87 218V217H84L85 219L87 218V219H89ZM240 217H243V218H245V219H243V220H241V221H243L242 223L244 224V220L245 221H248V222H245V224L244 225H242L241 224V226H244L245 228H242L241 226H239V229H238V231H240V232H243V234H242V236H241V233H238V234H240V236H235L236 234H237V232L238 231H236L237 230V228H238V225L236 224V223H239V221L238 222H233V221H235V220H231V219H239L240 220ZM250 217V218H249ZM251 217H252V219H253V221H252V223H251ZM38 218V217H37ZM206 219H207V217H205ZM212 218H210V219H212ZM222 218V217H221ZM222 218V219H223ZM73 219V218H72ZM71 219V220H72ZM85 219H83V217H82V220H85ZM86 219V220H87ZM92 219V218H91ZM91 219H89V221L91 220ZM206 219H204V221L206 220ZM220 219V218H219ZM248 219H250V220H248ZM18 220V219H17ZM80 220V219H79ZM208 220H209V218H208ZM214 220V221H215ZM254 220L257 222L256 224H254ZM15 221H16V218H15ZM32 221V220H31ZM77 221V220H76ZM211 221V220H210ZM231 221L233 222V224L231 225ZM240 221V222H241ZM30 222V221H29ZM36 222V221H35ZM195 222H194V224H195ZM261 222V223H260ZM4 223V222H3ZM32 223V222H31ZM79 223V222H78ZM97 223H98V221H97ZM96 223V224H97ZM247 223V224H246ZM37 224V223H36ZM43 224V223H42ZM45 225H46V223H44ZM87 224H88V222H87ZM95 223H92V221H90L89 222V225H90V227H92L93 228V226L95 227L96 226V224L94 225ZM193 224V225H194ZM208 224H210V223H208ZM240 224V223H239ZM251 224H252V226H251ZM263 224H264V222L261 224V226L259 225V227L260 228H264V226H263ZM35 225V224H34ZM88 225V226H89ZM156 225V224H155ZM155 225H153L152 224V226L155 228ZM225 225V226H224ZM246 225V226H245ZM248 225V226H247ZM162 226V225H161ZM166 226H167V224H166ZM165 226V227H166ZM256 226H258V224L256 225ZM164 227V228H165ZM192 227V226H191ZM205 227V228H206ZM240 227H241V229H243L244 231H242L241 229H240ZM259 227H256V228H259ZM158 229L160 228V227H157ZM157 228H155V230L157 229ZM259 228V229H260ZM14 229V228H13ZM115 229V228H114ZM211 229H209V231L211 230ZM258 229V231H261V234H262V231H264V230H259ZM117 230V229H116ZM116 230H114V231H116ZM160 230V229H159ZM184 230V229H183ZM183 230H181L180 232L182 233L180 236L179 235H177V234H175V233H180V232H169V233H171L173 236H172V238H174V239H177L178 237H181L182 235H184V233L186 232V230H185V232L183 231ZM217 230L219 231V232H217ZM9 231V230H8ZM47 231V230H46ZM81 231V230H80ZM79 231V236H80V232ZM111 231V232H110ZM108 230V232L110 233V235H111V233L113 234V230ZM113 231V232H112ZM161 231V230H160ZM160 231H158L157 230V236H158V233H159V236H161L160 235ZM217 232L218 234L217 235H219L218 236V238H217V236L215 237V233L214 232ZM4 232V231H3ZM48 232V231H47ZM46 232V233H47ZM116 232H119V231H116ZM152 232H155L154 230L152 231ZM151 232V233H152ZM225 233V235L224 234H222L223 235V237H224V239H223V241H222V239H221V236H220V234L219 233ZM109 233H107V232H105L104 233V235L105 234H107V235H105L106 237H108L109 236ZM115 233V232H114ZM156 233V232H155ZM168 233V236H169V238H171V234H169ZM175 235H177L176 237L174 236V234ZM3 234V233H2ZM7 234V233H6ZM150 234V233H149ZM154 234V233H153ZM165 234V233H164ZM186 234V233H185ZM209 234V236L210 237H208V238H211V235ZM215 234V235H214ZM237 234V235H238ZM260 234V235H261ZM9 235V234H8ZM82 235H84V233L82 234ZM82 235L80 236V237H82ZM93 236H91V237H93V239L89 236V235H84L83 237V239H87V237H88V239H90V240H86V242H89L90 243V245H98V246H100V242L98 243V244H96L100 239H101V237H103L104 235L102 234L101 236H100V238L98 237V239L99 240H97L95 237H94V235H97V234H92ZM97 235V236H98ZM138 235H140L141 236V234H138ZM166 235L167 234H165V237H164V235H162L161 237H162V239H163V237H164V239L166 240L167 239V241H169V240H171V239H169V238H167L166 237ZM204 235V237H202ZM228 236V238H227V236ZM263 236V238H264V233L262 234ZM104 236V237H105ZM112 236V235H111ZM111 236H109V237H111ZM151 236V235H150ZM157 236H153L154 238H155V242H157L159 239L160 240H162L159 236L157 237ZM198 236H197V238H198ZM230 236V237H229ZM76 237H78V236H76ZM103 237V238H104ZM130 237V236H129ZM129 237L128 238H126V239H128V240H125V241H123V242H131V241H135V240H137V235H136V237L134 238V240H133V238H132V240H131V238H130V241H129ZM152 237V238H153ZM220 237V238H219ZM2 238V237H1ZM4 238V237H3ZM79 238V237H78ZM156 238H157V240H156ZM216 238L217 239H221V240H218V241H220V242H218L217 243V240H216ZM227 238V239H226ZM231 238V239H230ZM81 238H79V240H80ZM83 239H81V242H83L82 240ZM107 239H109V238H107ZM107 239H106V241H107ZM195 240H196V236H195V238H194ZM200 239L198 240V241H200ZM204 239V240H203ZM261 240H262V238H260ZM4 240V239H3ZM78 240V239H77ZM76 240V238H74V241H75V246L76 247H81L82 246V248H83V246H84V244L83 245H81L80 243H78L79 242V240L77 241ZM145 240H147V239H145ZM164 240V241H165ZM178 240H180V242L182 241V245H183V242H184V240L182 239L181 240V238H178ZM188 240V239H187ZM195 240L193 241V245L195 244V243H197L198 241L196 240V242H195ZM240 240V241H241ZM264 240V239H263ZM97 241V242H96ZM110 241V240H109ZM153 241H154V239H153ZM163 241V242H164ZM164 242L165 244L166 243H168V242ZM190 241V240H189ZM188 241V243H190ZM211 241V240H210ZM233 242H234V239L232 240ZM251 241V242H250ZM258 241V240H257ZM108 242V241H107ZM158 242H161V241H158ZM157 242V243H158ZM161 243V244H164V243ZM172 242V241H171ZM187 242V241H186ZM185 242V243H186ZM195 242V243H194ZM205 242L206 241H204V242H200L199 244L200 245H202L201 243H204L205 244ZM209 242V241H208ZM212 242H210V243H212ZM236 242H239V241H236ZM248 242H250V243H248ZM76 243H78L79 245H81V246H79L78 244V246L76 245ZM127 243H126V245H127ZM144 243H146V242H144ZM148 243V242H147ZM174 243V242H173ZM207 243V242H206ZM214 243H212V244H214ZM230 243H231V245H230ZM235 243V242H234ZM240 243V246L242 245H244V244H241V242H239ZM253 243V242H252ZM251 243V246H253L254 247V245L256 244L258 247H256V245H255V247L257 248V249H259V248H261L262 246L261 245H263V244H259V243H261V242H257V243H253L252 244ZM44 244V243H43ZM88 244V243H87ZM125 243H122V245L121 246H123ZM160 244V243H159ZM191 244V243H190ZM198 244V243H197ZM198 244V245H199ZM212 244H209V245H211L210 246V249H209V253L214 249V248H216V247H214L213 249L211 248L212 247ZM222 244V243H221ZM226 244V245H225ZM228 244L230 245V247L228 246ZM236 244L237 243H235V245L234 244H232V242H226V243H224L223 244V246H218V248H220V250L219 249H215V250H213L212 252L214 253V254H209V253H207L208 251H205V248H207V247H205V245H204V248H203V246H201L202 247V249H200L201 247L200 246H198V245H196L197 247H200V248H197V250L196 251H199L198 249H200V250H203L202 252H200L199 251V254H203V256H204V258H205V260H204V258H203V260H202V263L205 261H213V259L215 260L216 258H217V256H216V254H215V251L218 253L217 255L219 256V253H220V251H222L221 252V255L223 256L224 254H226V252L227 251H225L224 250V248H222V247H227L228 246V248H227V250L229 249V254L227 253L226 255H224L222 258H220L221 257V255H220V257L218 258L219 259V261H220V264L222 263V260H223V258H224V261L226 260V261H228L227 262V264L229 263H231L232 264V256L230 255L231 253V251H235V250H232L231 248H236ZM62 245V244H61ZM171 245H175L176 246V244L174 243V244H168V246H171ZM187 244H185L183 247H185ZM193 245H191V247L193 246ZM209 245H207L206 244V246H208V248H209ZM215 245H213V246H215ZM220 245V244H219ZM244 245V246H245ZM18 246H19V244H18ZM74 246V245H73ZM74 246V247H75ZM97 246V247H98ZM120 246V247H121ZM125 246V245H124ZM165 245H158V247L160 248H162V247H164ZM174 246V247H175ZM189 246V245H188ZM187 246V247H188ZM195 246V245H194ZM194 246H193V248H194ZM237 246H239V244H237ZM241 246V248H243ZM259 246H261V247H259ZM44 247H45V245H44ZM85 247V246H84ZM96 247V248H97ZM177 247H179V246H176V249H177ZM246 247H248V246H246ZM246 247H244L245 248V251H246V253H247V257H252V256H248L250 253H253L251 250L253 249V247H252V249L251 250H249V249H247ZM122 248V247H121ZM172 248V247H171ZM193 248H192V250H193ZM196 248V247H195ZM194 248V249H195ZM207 248V249H208ZM240 249V250H238V249ZM236 248V251H235V254H240L241 252L243 253V254H245V256H246V253H244L243 252V249H242V251H241V248H239V247H237ZM70 249H72V251L70 250ZM70 249H69V251H71V252H73L74 250V248H72V246H70ZM77 249H78V252H80L79 250H81L80 248H75V251L77 252ZM84 249V248H83ZM100 249V248H99ZM206 249V250H207ZM222 249V250H221ZM255 249V248H254ZM257 249H255V250H257ZM30 250V249H29ZM173 248L171 249V251L170 252H172L174 255H176V250H174V252H173ZM211 250V251H210ZM217 250H219V251H217ZM231 250V251H230ZM247 250H249L248 252H247ZM81 251H83V250H81ZM95 251V250H94ZM179 251V250H178ZM224 251V252H223ZM238 251H239V253H238ZM68 252V251H67ZM71 252H69V254L67 253V255L69 256L70 255V253ZM75 252V253H76ZM98 252L101 254V252L98 250ZM97 251H95V253L97 254L98 253ZM180 252V251H179ZM191 252V251H190ZM22 253V252H21ZM74 253V254H75ZM94 252L92 253V257H93V260H96V258H99L100 257V255L98 254V256L95 258L94 257V255L93 254H95ZM205 253V254H204ZM15 254V253H14ZM31 254V253H30ZM34 254V253H33ZM173 254H171L172 256H173ZM187 254V253H186ZM189 254V253H188ZM192 254V253H191ZM191 254H189V255H191ZM198 254V255H199ZM206 254H209V255H207L208 257H209V259H208V257L207 256H205ZM232 254H234V253H232ZM18 255V254H17ZM71 255H73V254H71ZM70 255V256H71ZM102 255V254H101ZM169 255V254H168ZM213 255L214 256H216L215 258L213 257ZM251 255H253V254H251ZM16 256V255H15ZM66 256V255H65ZM68 256H66V257H68ZM152 256H154V257H152ZM192 256L193 255H191L190 256V258H191V260L193 261L194 260V257H193V259H192ZM202 256V257H203ZM211 256H212V258H211ZM227 256V257H226ZM237 256H242V254L241 255H237ZM237 256H235L234 258L235 259H238V258H241V257H237ZM102 257V256H101ZM145 257V256H144ZM148 257H150L149 259L148 258H146L145 260L147 261V262H151V260L153 259H156L155 258V255H151V256H148ZM176 257V256H175ZM226 257V258H225ZM247 257H245V258H247ZM160 257L158 256V259H159ZM161 258H163V257H161ZM208 260H207V259ZM211 258V259H210ZM229 258H231V259H229ZM233 258V259H234ZM137 259V260H136ZM136 261H134V263L135 262H137L138 260L140 261L141 259H143V257L142 258H140V259H138L137 257H136ZM151 259V260H150ZM167 259V258H166ZM168 259H169V256H168ZM170 259H171V257H170ZM169 259V260H170ZM242 259H244V257L242 258ZM97 260H99V261H97L96 263L97 264H101L100 263V261H101V259L99 258V259H97ZM173 260L174 259H171L170 261L172 262V264L174 263L173 262ZM190 260V261H191ZM239 260H241V259H239ZM239 260H237L238 261V264H239ZM260 260H262V258L260 259ZM259 260V261H260ZM263 260H264V257H263ZM24 261V260H23ZM156 261V260H155ZM169 261V262H170ZM226 261L224 262V263H226ZM234 261V260H233ZM236 260H235V262H234V264H236V262H237ZM94 263L93 264H96L95 263V261H93ZM140 262H142V260L140 261ZM145 262V261H144ZM153 262V261H152ZM151 262V263H152ZM146 263V262H145ZM145 263H137V264H145ZM167 263V262H166ZM224 263H222V264H224ZM136 264V263H135ZM147 264V263H146ZM169 264H171V263H169ZM209 264H211V262L209 263ZM263 264V263H262Z\"/></svg>",
    "mask_w": 264,
    "mask_h": 264
}]
</instances>
